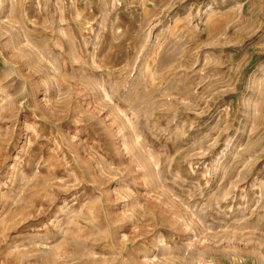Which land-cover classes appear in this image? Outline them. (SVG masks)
I'll return each instance as SVG.
<instances>
[{
  "label": "rangeland",
  "instance_id": "1",
  "mask_svg": "<svg viewBox=\"0 0 264 264\" xmlns=\"http://www.w3.org/2000/svg\"><path fill=\"white\" fill-rule=\"evenodd\" d=\"M0 264H264V0H0Z\"/></svg>",
  "mask_w": 264,
  "mask_h": 264
}]
</instances>
